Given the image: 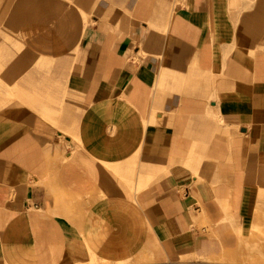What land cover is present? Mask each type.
Here are the masks:
<instances>
[{"label": "crops", "instance_id": "crops-1", "mask_svg": "<svg viewBox=\"0 0 264 264\" xmlns=\"http://www.w3.org/2000/svg\"><path fill=\"white\" fill-rule=\"evenodd\" d=\"M0 46V264L238 246L264 210V0H0Z\"/></svg>", "mask_w": 264, "mask_h": 264}, {"label": "rangeland", "instance_id": "rangeland-1", "mask_svg": "<svg viewBox=\"0 0 264 264\" xmlns=\"http://www.w3.org/2000/svg\"><path fill=\"white\" fill-rule=\"evenodd\" d=\"M237 242L236 247L204 249L200 253H188L179 259L174 257V260L170 258L160 262L154 255L147 256L144 253L116 264H264V210L255 213L254 224ZM95 258L92 255L90 264L115 263L108 260L97 262Z\"/></svg>", "mask_w": 264, "mask_h": 264}, {"label": "bare ground", "instance_id": "bare-ground-1", "mask_svg": "<svg viewBox=\"0 0 264 264\" xmlns=\"http://www.w3.org/2000/svg\"><path fill=\"white\" fill-rule=\"evenodd\" d=\"M14 2V1H13ZM12 5V4H11ZM9 8V7H8ZM6 20V19H5ZM10 28V27H9ZM48 36V35H47ZM45 41V40H44ZM7 44V43H6ZM1 47V46H0ZM2 48V47H1ZM2 52V51H1ZM17 54V53H16ZM5 63H6V61H5Z\"/></svg>", "mask_w": 264, "mask_h": 264}]
</instances>
